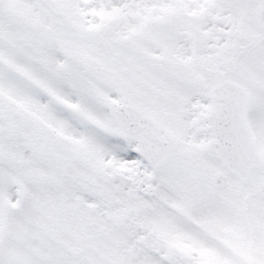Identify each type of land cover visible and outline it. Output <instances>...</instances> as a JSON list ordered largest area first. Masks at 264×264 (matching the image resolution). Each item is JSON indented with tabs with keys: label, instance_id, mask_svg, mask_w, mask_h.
<instances>
[{
	"label": "snow or ice",
	"instance_id": "obj_1",
	"mask_svg": "<svg viewBox=\"0 0 264 264\" xmlns=\"http://www.w3.org/2000/svg\"><path fill=\"white\" fill-rule=\"evenodd\" d=\"M0 264H264V0H0Z\"/></svg>",
	"mask_w": 264,
	"mask_h": 264
}]
</instances>
